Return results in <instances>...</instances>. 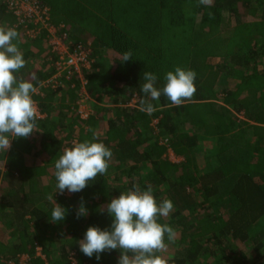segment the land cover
Listing matches in <instances>:
<instances>
[{"label":"trees","instance_id":"trees-1","mask_svg":"<svg viewBox=\"0 0 264 264\" xmlns=\"http://www.w3.org/2000/svg\"><path fill=\"white\" fill-rule=\"evenodd\" d=\"M40 1L48 6L55 26L63 24L56 18L66 1L69 10L63 15L68 20H91L77 27L63 25L74 42L91 43L94 59L85 76L92 115L74 118L68 137L61 133L63 121L60 126L49 120L39 126L36 121L46 134L40 153L56 161L74 141H93L95 133L94 142L104 143L113 156L104 176L98 174L67 201L56 200L66 216L52 222L67 225L65 236L74 242L66 244L61 258L46 252L44 263L35 257V243L42 241L38 228L29 231L26 220L34 207L28 193L39 173L25 165L31 136L12 139L8 151H0V164L6 166L0 173V185L5 186L0 189V223L6 238L0 240V264H17L22 256L29 257L27 264H118L120 250L101 253L97 260L78 250L79 241L90 226L111 230L114 218L107 204L133 185L141 191L151 186L158 203L170 199L174 204L168 217L158 218L176 232L174 242L165 236L166 249L156 253L163 264H206L207 259L211 264H264V69H259L264 64V0H213L211 6L199 0ZM53 11L58 15L50 16ZM6 14L12 19L5 23ZM13 22L0 1V27L11 28ZM70 33L75 38L81 34V41ZM44 39L14 41L26 61L16 75L35 88L48 76L47 61L31 68L45 51ZM129 50L132 58L122 63ZM177 66L197 74L190 101L175 106L164 95L159 101L145 96L144 72L154 73L156 87L162 89L165 74ZM42 93V112L45 107L49 112L69 109L67 104L61 109L49 106L55 96L76 99L71 90ZM134 96L137 107L128 108ZM141 99L154 105L151 115L140 110ZM43 126L50 127L46 131ZM165 139L182 161L168 160L160 144ZM47 195L46 190L42 201ZM77 202L87 209L82 223L72 211ZM51 211L42 213L43 219L51 221Z\"/></svg>","mask_w":264,"mask_h":264},{"label":"clouds","instance_id":"clouds-1","mask_svg":"<svg viewBox=\"0 0 264 264\" xmlns=\"http://www.w3.org/2000/svg\"><path fill=\"white\" fill-rule=\"evenodd\" d=\"M213 0H199V4L211 6ZM211 15V14H210ZM19 32L15 28L0 27V151L4 153L11 147L14 138H28L37 129L38 111L32 96L36 92L33 83L18 79L19 73L26 66L23 53L14 41H18ZM132 58L131 50L122 56V63ZM194 70H185L177 66L165 74L162 89L156 87L157 76L152 72H144L145 83L141 91L151 100L159 101L161 95L175 106L190 101L196 92ZM140 110L151 115L156 109L147 99L140 100ZM91 131V129H90ZM85 140L75 143L64 150L55 161V193H77L85 189L98 176H104L112 159V151L102 142ZM54 193V194H55ZM53 199L52 195L48 196ZM174 209L170 199L157 202L153 189L141 191L138 185L107 204V212L114 219L111 230L90 226L79 241L80 251L87 257L120 250L118 264H163L156 255L166 249L165 236L174 242L176 232L167 225L158 223L159 217H168ZM87 215L83 205L77 210L76 216ZM66 209L56 203L51 211V221L61 222L65 219ZM131 253V255H129Z\"/></svg>","mask_w":264,"mask_h":264},{"label":"built area","instance_id":"built-area-1","mask_svg":"<svg viewBox=\"0 0 264 264\" xmlns=\"http://www.w3.org/2000/svg\"><path fill=\"white\" fill-rule=\"evenodd\" d=\"M0 1L4 3L7 13L14 18L11 28H15L19 32L23 41H32L43 35L45 38L44 47L49 63L48 76L36 88V92L32 96L38 111L37 120L45 119L38 102V98L42 99L44 96L43 90L74 91L76 99L72 109L80 121L87 120L92 115L88 104L92 99L87 91L88 80L85 77L86 73L92 70L94 64L91 43L74 42L69 33L65 31L63 24L53 25L49 17L48 6L40 0ZM137 100L134 96L131 105H136ZM156 123L157 121L152 123V127ZM161 141L160 144L168 149L169 160L174 159L167 139ZM75 143L76 141L71 146ZM35 254L42 258L39 246H36ZM28 260V256H22L16 263L27 264ZM10 264L14 263L10 262Z\"/></svg>","mask_w":264,"mask_h":264},{"label":"crops","instance_id":"crops-1","mask_svg":"<svg viewBox=\"0 0 264 264\" xmlns=\"http://www.w3.org/2000/svg\"><path fill=\"white\" fill-rule=\"evenodd\" d=\"M19 37L22 40V37L20 35H19ZM44 50H45L44 53L41 56H39L35 62H38L40 60H44V61L48 62V56L46 55L45 47H44ZM33 51L36 52L37 50L33 49ZM32 64H33V62H32ZM33 66L31 67L32 69H33ZM66 98H68V97L63 98V102H62L60 97L55 96L54 98H52L51 103H48V104H49V106H52L53 108L54 107H57L58 109L65 108L64 106H66V105H65L64 101L66 100ZM40 101H41V99L38 98V102H40ZM43 101H45V100H43ZM44 105H47V104L44 103ZM127 106H128V108L129 107L130 108H136L137 107L136 105L132 106L131 101L128 103ZM43 114L45 115V119L36 120L39 123V126L41 125V122H44L47 120L52 121V123H54L55 125L60 126L61 121H63L64 122V124H62L63 130H61L63 137H68V132H71L70 129L68 130V128L71 127V129H72V127L75 126L74 118H76L77 116H76V113L74 112V110L72 108L70 109V107H69V109L65 108V109H62L59 111L57 110L55 112L54 111L49 112L47 110V108L45 107L43 109ZM70 114L72 115L71 117H70ZM77 120H78V117H77ZM151 126H152V124H151ZM49 127L50 126H48V127L43 126V128L46 131L49 129ZM103 127H104V130L106 131V126L103 125ZM57 132L58 131L54 130L55 135ZM45 135L46 134H44V132H42L38 128L36 129V131L34 133H32L30 135L31 137L29 139V142H30L31 147L26 151L25 158H24L25 159V165L28 166V168L38 169L37 172H39L36 176L35 182L31 184L30 192L28 193L29 194L28 199L32 200V203L30 205L33 204L34 207H32V209H30L31 215H28V216L26 215V220L30 221L29 231H33V230L35 231L36 228H38V230H36V234L40 236L42 241L41 242L37 241L35 244H37V246L41 247L42 258L39 257V259H41L44 263H45V258H47L46 252L50 253L51 257H53L52 256L53 253L49 252L47 250V248H45L46 243L50 242V241H45L46 239L43 238L42 233L45 231L46 232L51 231V233H52V231H55V229H56V230L60 231L59 234L64 233L66 235L67 233H65V231H66L67 225L58 226V224L53 223L52 221L48 222L45 218L43 219L42 213L47 212L49 209L53 210V208L56 205L55 204L56 200L66 198L65 201H67L73 194V193H69L67 190H65V192L63 194H59V192L55 193V185L57 183V181L55 179V174H54L55 161L53 160L51 155H48V157H46L44 155V153H40L41 152L40 146L43 143L42 139H44ZM162 146L166 150V153H167L168 149L165 148L164 145H162ZM169 147H170V150L173 152L172 146H169ZM178 158L183 160L182 157H178ZM5 167L6 166L4 163L0 164V173L1 174L5 173ZM4 188H5V186L0 185L1 190H3ZM46 190L48 191L49 195L53 196V199L49 200L48 199L49 195H47V198L43 199V201H42V199L40 197L42 195H44ZM24 191L25 192L22 193L21 198L24 197V194L26 193V188H24ZM80 205H81V202H77L72 207V211L75 214V219L79 223H81V217L77 218L76 213H77V210L80 207ZM53 224L57 225V226L54 227ZM0 227H1V223H0ZM11 232H12V230L7 231L8 234ZM3 235H5V230L1 227L0 228V240H1ZM2 240H4V242H5L6 238L3 237ZM42 249H44V251H42ZM35 257H38V256L35 254Z\"/></svg>","mask_w":264,"mask_h":264},{"label":"rangeland","instance_id":"rangeland-1","mask_svg":"<svg viewBox=\"0 0 264 264\" xmlns=\"http://www.w3.org/2000/svg\"><path fill=\"white\" fill-rule=\"evenodd\" d=\"M52 9L53 8H51V11H52ZM68 10H69V2H65V9H64V12H62L60 15H58L57 14V12H55V11H53V12H51L50 13V16H52V17H54V15H58V19L56 18V20L58 21V24L59 23H63V24H65L66 26L68 25H70V26H72V27H77V26H81V23H85V22H87V23H90L91 22V20L90 19H88V18H85V19H83V20H81V17L80 18H73V17H68L69 18V20L66 18V15H63V14H67L68 13ZM52 17H51V19H52ZM12 18L10 17V15H8V14H6L5 15V17H4V20H6L5 21V23L6 22H10V20H11ZM63 19L65 20V22L63 21ZM53 21V20H52ZM57 24V23H56ZM83 33H85V32H83ZM92 34V33H91ZM70 35H73V39L75 40V41H81V34L80 35H77L76 36V38L74 37L75 35L74 34H71L70 33ZM96 37V36H95ZM78 38V39H77ZM97 38V37H96ZM86 42V41H85ZM97 44V43H96ZM100 44V43H99ZM99 44H97L96 46H95V48H97V49H99ZM92 48H93V44H92ZM99 54H101V53H99ZM98 57V59L100 60V61H103V59H104V55L103 54H101V55H99V56H97ZM43 61L44 60H40V61H38V62H35V64H34V66H33V68L34 67H37V66H39L40 64H43ZM215 62H218V61H215ZM259 69L260 70H263L264 69V64H260V66H259ZM67 100H65L64 101V103L65 104H67V105H69L70 106V109L71 108H73L74 107V105H75V102H74V98L73 99H71L70 101H69V98H66ZM67 101V102H66ZM62 102H63V100H62ZM219 104H222V100L221 99H219ZM72 115L70 114V117H71ZM156 121L155 120H153L152 121V123L154 124ZM101 131V130H100ZM172 155H173V158L174 159H172V160H170L171 162H173V163H178V162H180V161H182L180 158H178L176 155H174V153L172 152ZM167 158H168V160L170 159L169 158V153L167 152L166 153V155H165ZM201 159V157L199 158V160ZM205 159H208V158H205ZM121 185V184H120ZM60 194V193H59ZM62 199H66V198H62ZM54 202V201H53ZM56 204V203H55ZM48 221V220H47ZM49 222V221H48ZM81 223H82V221H81ZM53 226L55 227V226H57V225H54L53 224ZM58 226H60L59 224H58ZM83 232V231H82ZM84 232H86V231H84ZM83 232V235L82 236H80L81 237V240L84 238V235H85V233ZM53 233V234H52ZM52 233H51V231H48V232H43L42 233V236H43V238H45L46 240L45 241H50V242H47L46 243V246H45V248H47V250L49 251V252H51V253H53L52 254V256H53V258H61L62 256H63V254L64 253H66L67 251H68V248H67V245H65V244H68V243H73L74 241H73V239L74 238H70V237H67V236H65V234L63 233V234H59L60 233V231L59 230H56L55 229V231H52ZM71 235H73L72 233H71ZM66 237V238H65ZM53 239V240H52ZM52 240V241H51ZM40 247V246H39ZM41 248V247H40ZM78 250H80V248H78ZM76 255H77V252H76ZM69 259H71L70 257H69ZM72 262H73V260H72ZM212 262H211V260L210 259H207V261H206V264H211ZM74 264V263H73Z\"/></svg>","mask_w":264,"mask_h":264}]
</instances>
